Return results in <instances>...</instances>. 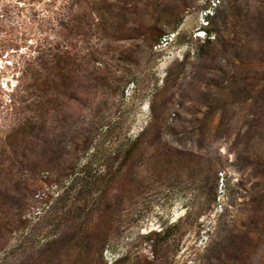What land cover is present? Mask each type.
Wrapping results in <instances>:
<instances>
[{"label": "rangeland", "instance_id": "1", "mask_svg": "<svg viewBox=\"0 0 264 264\" xmlns=\"http://www.w3.org/2000/svg\"><path fill=\"white\" fill-rule=\"evenodd\" d=\"M0 264H264V0H0Z\"/></svg>", "mask_w": 264, "mask_h": 264}]
</instances>
